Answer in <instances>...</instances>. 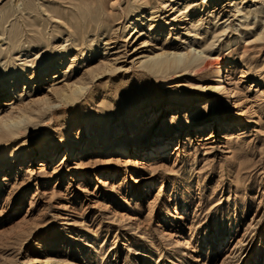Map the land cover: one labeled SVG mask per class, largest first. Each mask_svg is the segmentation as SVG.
<instances>
[{
    "label": "rangeland",
    "instance_id": "374dc122",
    "mask_svg": "<svg viewBox=\"0 0 264 264\" xmlns=\"http://www.w3.org/2000/svg\"><path fill=\"white\" fill-rule=\"evenodd\" d=\"M96 12L104 36L83 23ZM189 44L211 65L175 78L139 63ZM223 60L233 108L199 89ZM0 70L19 77L0 84V118L34 116L13 142L0 132V264H188L178 233L192 264H264V0H0ZM76 83L67 104L51 92Z\"/></svg>",
    "mask_w": 264,
    "mask_h": 264
},
{
    "label": "bare ground",
    "instance_id": "6f19581e",
    "mask_svg": "<svg viewBox=\"0 0 264 264\" xmlns=\"http://www.w3.org/2000/svg\"><path fill=\"white\" fill-rule=\"evenodd\" d=\"M165 1V0H164ZM163 5V4H162ZM42 8H44V12L48 13L47 9L44 7V4L41 6ZM176 15V14H175ZM173 15L171 16L172 21H175L176 16ZM52 18V16H50ZM54 18V17H53ZM145 16L144 13H140L135 19H133L132 21H130L128 23L129 27L126 30V34L125 37L126 39L124 40V42L128 43L129 45L134 43L136 38V33H135V28L137 27V25H140L143 23ZM83 19V23H86V27L87 29L98 35V36H104L105 34H107L109 32V29L106 27V25H104V18L103 15L100 13L98 15V13L96 12L95 14V18L90 17L89 19L87 18H82ZM178 30H185L188 32V38H184V40L182 41V45L185 44L187 42V40H189V38L193 37V33H191L190 31H188L187 29V23L184 21V23L181 26L177 27ZM12 42V43H11ZM15 42V35L14 37H12L10 39V44H14ZM152 36L151 34L148 36L147 40L143 42V45L140 46V48H150L152 46ZM139 48V49H140ZM152 49V48H151ZM12 49L9 50L8 53L11 52ZM209 55H207L204 51H202L201 49H198V47H196L193 44H189L187 46H184L183 49L181 48H164L161 47L158 51V53H154L151 52V55H148L145 57L144 60H140L139 63L142 64V67L150 73L153 74H159L160 76H167L170 77L172 75H176L175 78H181L184 77L185 74L187 73H198L203 69H206L208 66L211 65L212 62L209 61ZM84 60H86V58H84ZM226 65H228V62L226 60H223L222 62L213 65V68H211L209 74H208V80L207 83L199 86V89H202L208 93H210L213 97L216 98L217 104L222 107H230L233 108L234 107V103L231 101V90L229 88V83L227 81V78H225L224 76V70L226 68ZM10 66V64H9ZM24 71V70H23ZM22 71V72H23ZM103 75V74H101ZM9 76V73L7 70L1 71L0 70V84L5 87L8 88L9 86H12L14 83H17L19 81V77L16 75L15 72L12 73V77L9 78L7 80V77ZM55 76V75H53ZM99 77V76H98ZM54 79V78H52ZM12 81V82H9ZM168 84V83H166ZM85 84H73L72 86H66L60 89L57 88H53L52 89V94H54V96L62 101L64 104H67L68 101L73 100L77 94L82 91L85 87ZM48 99V97L46 98ZM52 105H54V101H44L42 104V109H47L49 107H51ZM216 106V104L214 105V107ZM40 109V108H39ZM237 114V113H236ZM33 115H27L24 111L19 110V113L17 115H13V116H8V117H1L0 118V132L2 131V129H6L9 131V133L11 134L9 141H14V138H11L13 136H21L24 132L27 131V129L25 130L24 126L27 122H29L30 118H33ZM233 122L232 120H230V123ZM144 128V124L143 123H139L136 121L131 122L127 129L130 132L131 135H136L138 134L140 131H143ZM227 131L230 130V126L227 127ZM69 134V132H68ZM65 140H70V136L67 135L65 137ZM168 140V139H167ZM11 144H3V146H1L0 148V153L3 151V153L5 151H7V147H9ZM163 145V147L161 148V146ZM168 145H166V143L164 142L163 144H159V145H155V146H151L149 148H147V152L144 153V160L145 159H149L150 156H154L156 155V153L161 152V151H165L167 150ZM121 147H118L116 149V153H118V151L120 150ZM161 150V151H160ZM47 158L52 156V152H49L48 154L45 155ZM17 157H15L14 154V158H12V162L10 164H12L15 159ZM48 160V159H47ZM17 163V161H16ZM15 163V164H16ZM110 170L107 169V173H109ZM46 184H48V182H46ZM152 185H155L152 183ZM185 214V210H180L178 213L177 212H173L172 214H170V219L166 221V223H168L170 226L173 225L172 223L174 222V225L176 224V220L177 218L181 217L182 215ZM156 229H160L161 233L163 231V223H162V218H160L157 221V225H156ZM141 237L143 236L140 235ZM177 240L174 243L176 250H179L180 252H184L185 253V257L187 259H190V261H187L188 264H192V260H193V254L190 252L189 250V243L188 240L185 238V236L182 233H178L177 234ZM87 257L89 258V255H85L84 256V262L82 264H85V261H87ZM50 260H44L42 261V264H79V263H74V262H70L67 260H57V261H50ZM184 263V262H182Z\"/></svg>",
    "mask_w": 264,
    "mask_h": 264
}]
</instances>
